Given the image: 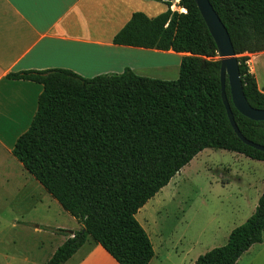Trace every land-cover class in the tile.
Returning a JSON list of instances; mask_svg holds the SVG:
<instances>
[{
  "label": "trees",
  "instance_id": "trees-1",
  "mask_svg": "<svg viewBox=\"0 0 264 264\" xmlns=\"http://www.w3.org/2000/svg\"><path fill=\"white\" fill-rule=\"evenodd\" d=\"M157 1L169 9L154 17L134 12L113 42L184 54L177 79L142 76L131 67L94 77L62 67L7 75L44 86L13 155L82 226L46 228L68 236L46 264H65L89 237L119 264H151L154 244L137 213L197 154L225 149L264 161V151L245 143L230 122L218 47L196 1L179 0L186 11ZM210 1L230 33L247 99L264 109L246 54L264 51V0ZM227 94L242 134L264 145V121L236 109L228 82ZM263 235L264 190L227 243L193 264H237Z\"/></svg>",
  "mask_w": 264,
  "mask_h": 264
},
{
  "label": "crops",
  "instance_id": "crops-1",
  "mask_svg": "<svg viewBox=\"0 0 264 264\" xmlns=\"http://www.w3.org/2000/svg\"><path fill=\"white\" fill-rule=\"evenodd\" d=\"M178 3L174 2V10L181 9ZM168 9L166 3L157 0H0V188L4 187L11 193L12 187L24 188L27 182L41 188L12 151L18 137L31 125L44 86L31 80L9 79L7 75L28 69L62 67L85 77H94L120 73L131 67L137 74L145 76L153 62L167 63L165 56H176L180 63L182 53L172 54L173 51L113 42L114 36L134 12L142 11L154 17ZM246 54L258 88L264 92V51ZM169 69L174 71L172 67ZM81 228L78 223L74 229H67L77 231ZM27 229L33 235H46L45 239H49L50 244L52 238L54 241L57 239V233L40 226ZM59 236L62 237V244L68 238L64 234ZM39 241L38 248H42L41 238ZM252 248L237 264L250 254ZM154 249L151 264H155L162 254L160 247L155 245ZM56 250L45 259L41 254L43 258L39 257L40 262L42 260L46 264ZM4 257L9 260L10 254ZM198 257L188 264H193ZM12 258L17 259L18 264H37L27 253L18 257L12 255ZM69 260L71 264H119L91 237ZM168 260V256L163 257L158 264ZM253 260L252 257L251 262Z\"/></svg>",
  "mask_w": 264,
  "mask_h": 264
},
{
  "label": "rangeland",
  "instance_id": "rangeland-1",
  "mask_svg": "<svg viewBox=\"0 0 264 264\" xmlns=\"http://www.w3.org/2000/svg\"><path fill=\"white\" fill-rule=\"evenodd\" d=\"M165 59L168 68L167 63L153 62L145 76L177 79L178 58L169 55ZM40 187L27 182L24 188L12 187L11 193L0 188V264H18L12 255L18 257L23 253L29 254L37 264H45L40 262L41 254L45 259L62 244L59 233L54 232L57 239L52 238L50 244L46 235H33L28 227L74 229L78 226L77 220ZM263 190L264 161L235 151L206 148L139 210L137 219L150 234L154 246L160 247L162 254L158 260L168 256L164 264H188L195 257L225 245L231 231L255 212ZM40 238L42 248H38ZM252 247L239 264H264V235L263 242ZM7 253L9 260L4 257Z\"/></svg>",
  "mask_w": 264,
  "mask_h": 264
},
{
  "label": "water",
  "instance_id": "water-1",
  "mask_svg": "<svg viewBox=\"0 0 264 264\" xmlns=\"http://www.w3.org/2000/svg\"><path fill=\"white\" fill-rule=\"evenodd\" d=\"M195 1L218 47V56L221 59L222 98L230 122L236 133L245 143L264 151V145L256 143L242 134L229 101L227 82L230 87L232 102L236 109L253 120L264 121V109L252 106L245 95L240 64L230 33L210 0Z\"/></svg>",
  "mask_w": 264,
  "mask_h": 264
},
{
  "label": "bare ground",
  "instance_id": "bare-ground-1",
  "mask_svg": "<svg viewBox=\"0 0 264 264\" xmlns=\"http://www.w3.org/2000/svg\"><path fill=\"white\" fill-rule=\"evenodd\" d=\"M176 1H179V0H176ZM181 9H182V11H186L185 8H181ZM16 91H17V90H16Z\"/></svg>",
  "mask_w": 264,
  "mask_h": 264
},
{
  "label": "built area",
  "instance_id": "built-area-1",
  "mask_svg": "<svg viewBox=\"0 0 264 264\" xmlns=\"http://www.w3.org/2000/svg\"><path fill=\"white\" fill-rule=\"evenodd\" d=\"M178 2V1H177Z\"/></svg>",
  "mask_w": 264,
  "mask_h": 264
}]
</instances>
